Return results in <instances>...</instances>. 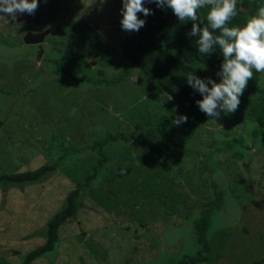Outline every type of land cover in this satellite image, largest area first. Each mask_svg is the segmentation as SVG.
<instances>
[{
	"label": "rangeland",
	"instance_id": "1",
	"mask_svg": "<svg viewBox=\"0 0 264 264\" xmlns=\"http://www.w3.org/2000/svg\"><path fill=\"white\" fill-rule=\"evenodd\" d=\"M243 1L254 0H237ZM120 7V0H39L34 14L15 21L5 14L9 23L0 17V176L48 162L55 167L33 183L0 184V264H20L45 244L46 222L74 191L76 215L61 227L53 251L31 264H170L200 249L193 222L216 192L224 205L211 216L204 264H258L264 259L260 91L256 98L241 95L237 109L217 120L195 119L127 63ZM45 31L41 43H31V34ZM56 61L92 81L56 73ZM178 114L188 120L173 125ZM119 134L130 140L148 134L179 164L163 171L148 149L105 141ZM138 193L148 198L117 217L115 197L126 194L131 202Z\"/></svg>",
	"mask_w": 264,
	"mask_h": 264
},
{
	"label": "trees",
	"instance_id": "2",
	"mask_svg": "<svg viewBox=\"0 0 264 264\" xmlns=\"http://www.w3.org/2000/svg\"><path fill=\"white\" fill-rule=\"evenodd\" d=\"M146 6L152 9V14L144 17V26L138 31H127L122 46V52L127 59V63L138 66L143 75L168 94L182 110L200 121L206 116L203 112L199 111L195 104V100L201 99L202 97L185 82V76L190 72H193L201 78L212 77L213 79L218 80L219 78L215 76V73L222 57L215 52L209 56H204L197 51L195 43L196 38L186 35V33L190 31L192 21L181 23L173 14L172 10L167 7L157 8L153 3L147 2ZM259 6H264V0H254L252 3L249 1H243L242 3L237 2V15L230 22V26L242 25L255 13V10ZM206 11L207 8L198 10L197 14L200 20H204ZM137 15L140 17L142 14L137 13ZM56 66V73L69 77L72 80H75V82L81 83L83 81H92L86 76L77 77L70 73L60 64L59 61H56ZM257 89L260 91V94L257 96V98H260L259 108L263 111L260 116H257L258 123L260 128H264V73L253 70V76L248 80L242 97L246 98L247 95L252 94V98H256L255 94H257ZM0 91L4 92L2 90ZM257 134L258 132L255 133V135ZM105 141L130 142L138 148L148 149L153 153V156L162 160L161 169L164 171H169L172 167L179 164L177 161L171 164L168 153L159 146L152 136L148 134L137 136L133 140L128 139L124 134L115 136L110 135L109 139ZM98 145L102 147L103 143H98ZM94 148L95 146L92 147V149ZM107 166L108 163H106V167ZM54 170V165L51 166L50 162H48L34 171L3 174L0 176V184L33 183L39 178L44 177V175L47 176L51 172H54ZM98 170L99 169L94 170V173L91 175L92 177L87 178L84 183L85 187L90 185L91 179L96 177ZM114 179L118 185L117 178L114 177ZM102 191L106 193L105 190L102 189ZM77 195L78 192L74 191L65 198L66 201L62 204L60 210L56 212L48 222H46V243L27 253L24 261L20 264H31L36 259L53 251L55 245L59 241L61 227L67 220L76 215ZM142 197L148 198V194L144 193L142 195L141 193H138L135 199L132 198L129 200L131 202L126 201V194L118 195L115 197L111 207H115L114 205H120L115 212L118 217V214L124 209L133 208L131 207V204L137 203L138 199H141ZM122 200L123 205H121ZM142 201L144 202L146 200L142 199ZM223 205L224 201L222 195L220 196V194L216 192L214 202L206 206L200 217L193 222L194 236L200 249L195 254L184 256L176 261L168 260L170 264H204L208 261V253L211 246L210 237L208 235L211 227V216L214 214V211H219ZM103 208L106 211H110L109 207L108 209L105 206ZM110 218L114 220V217L111 215ZM42 219L44 222L41 225L44 226L45 219ZM109 221L111 224V220ZM257 263L263 264L264 259Z\"/></svg>",
	"mask_w": 264,
	"mask_h": 264
},
{
	"label": "clouds",
	"instance_id": "3",
	"mask_svg": "<svg viewBox=\"0 0 264 264\" xmlns=\"http://www.w3.org/2000/svg\"><path fill=\"white\" fill-rule=\"evenodd\" d=\"M39 0H0V17L5 14L15 21L18 14H34ZM104 0H101L103 3ZM120 27L124 31H138L145 24L144 17L152 14L146 6L153 3L157 8H170L183 23L192 21L186 35L196 38L197 51L204 56L218 53L222 59L212 77L201 78L190 72L185 82L200 94L195 100L199 111L210 119L233 113L240 97L253 76V70L264 73V6H259L242 25H231L237 15V0H120ZM207 8L204 20L198 10ZM137 13L142 14L138 17ZM9 23L8 19H5ZM186 114L172 119L173 125L187 122ZM164 171V170H163Z\"/></svg>",
	"mask_w": 264,
	"mask_h": 264
},
{
	"label": "water",
	"instance_id": "4",
	"mask_svg": "<svg viewBox=\"0 0 264 264\" xmlns=\"http://www.w3.org/2000/svg\"><path fill=\"white\" fill-rule=\"evenodd\" d=\"M46 34H48V31H45V32H43V33H39V34H31L30 35V37H31V43L33 42V43H36V44H38V43H41L42 41H43V39H44V37H45V35Z\"/></svg>",
	"mask_w": 264,
	"mask_h": 264
}]
</instances>
